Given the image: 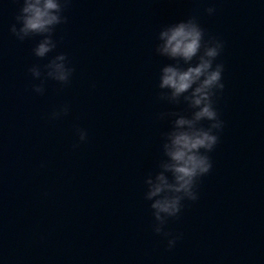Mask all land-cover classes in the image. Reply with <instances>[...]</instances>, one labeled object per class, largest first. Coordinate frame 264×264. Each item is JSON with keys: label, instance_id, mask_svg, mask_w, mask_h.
<instances>
[{"label": "clouds", "instance_id": "clouds-1", "mask_svg": "<svg viewBox=\"0 0 264 264\" xmlns=\"http://www.w3.org/2000/svg\"><path fill=\"white\" fill-rule=\"evenodd\" d=\"M14 3L19 7L9 32L21 43L39 37L32 55L47 60L28 67L31 91L45 95L48 81L56 82L58 91L63 90L70 85L76 69L67 53L57 51L62 39L57 38V29L69 22L66 13L73 0H14ZM216 11L211 4L203 9L208 16ZM224 48V40L209 33L198 14L162 25L154 37V54L170 61L160 67L156 100L173 109L155 116L157 121H168L170 126L160 133V155L154 170L144 177L143 200L150 209L151 231L166 242L168 251L183 238V233L169 229V222L180 219L187 202L200 199L202 179L213 169L210 154L220 143L225 128L217 108V100L226 87L225 65L219 60ZM69 113L70 105L63 104L54 107L47 119L57 121ZM75 132L77 141L73 149L88 141L87 129L77 125ZM40 167L45 164L42 162Z\"/></svg>", "mask_w": 264, "mask_h": 264}]
</instances>
